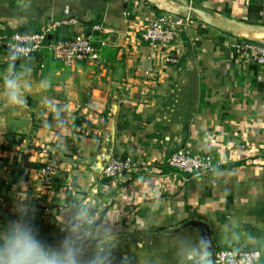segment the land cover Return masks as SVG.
Returning a JSON list of instances; mask_svg holds the SVG:
<instances>
[{"label":"crops","instance_id":"obj_1","mask_svg":"<svg viewBox=\"0 0 264 264\" xmlns=\"http://www.w3.org/2000/svg\"><path fill=\"white\" fill-rule=\"evenodd\" d=\"M66 8L78 23L52 38L99 23L103 62L66 66L48 52L19 62L18 75L32 85L23 108L7 106L0 88V226L17 218L16 196H27L42 239L58 241L69 206L85 204L132 264H179L182 241L205 235L182 227L191 220L206 224L217 248L237 232L242 249L264 248V67L232 46L236 38L264 44V0H0V44L63 18ZM159 12L188 22L173 47L177 64L141 36L143 18ZM223 23L254 26L252 36ZM6 64L0 46V70ZM47 103L65 109L64 125L52 126ZM184 146L227 163L181 173L167 158ZM113 156H131L137 168L103 178ZM45 163L56 166L48 180L39 171Z\"/></svg>","mask_w":264,"mask_h":264},{"label":"clouds","instance_id":"obj_2","mask_svg":"<svg viewBox=\"0 0 264 264\" xmlns=\"http://www.w3.org/2000/svg\"><path fill=\"white\" fill-rule=\"evenodd\" d=\"M22 20L27 22L26 17H21L19 23ZM25 44L26 41L13 38L7 46L8 62L0 70V88L9 107L23 108L27 104L26 93L32 87L18 75V72H25L17 64L23 62V54L18 49ZM40 83L42 91L51 88L50 83ZM46 106L53 115L52 126L64 125L65 109L58 103H47ZM36 211L27 196H16L14 212L17 218L0 226V264H132L130 256L121 252L119 238L112 228L107 223L98 222L96 212L87 205L69 206L66 221L60 227L62 237L56 242L41 238L34 223ZM244 238L258 241L246 230ZM220 239L225 240V248L222 259L218 260V243L197 230L194 242L182 241L178 248L179 264H261L264 259V248L252 246V250L245 251L239 246L238 232Z\"/></svg>","mask_w":264,"mask_h":264},{"label":"built area","instance_id":"obj_3","mask_svg":"<svg viewBox=\"0 0 264 264\" xmlns=\"http://www.w3.org/2000/svg\"><path fill=\"white\" fill-rule=\"evenodd\" d=\"M194 1L196 0H189L190 4ZM65 14L63 18L51 21L37 31L14 32L5 36L0 46L4 51L6 62H8L7 46L15 37L16 41H26L25 47L18 49V52L23 54V61H31L37 55L48 52L54 60L66 66H72L78 62L101 64L103 59L100 49L94 42V35L102 30L101 24H94L91 31L87 33H76L58 40L52 38V35L62 25L78 23L75 17L69 15L68 8L65 9ZM187 25V20L178 15L165 12L147 14L142 20L141 36L162 52L166 63H177L179 56L177 52L173 51V47ZM232 46L240 58L250 60L259 67H264L263 43L247 38H236ZM40 153L46 154L47 148H42ZM226 163L227 160L224 158L215 161L211 154L195 152L186 146L176 149L167 158V164L170 167L176 168L184 174L213 172ZM135 168H137V163L131 156H113L104 167L102 177L116 178L131 172ZM39 171L41 176L48 180L56 173V166L53 163H45ZM224 248L216 249L218 260L222 259Z\"/></svg>","mask_w":264,"mask_h":264},{"label":"bare ground","instance_id":"obj_4","mask_svg":"<svg viewBox=\"0 0 264 264\" xmlns=\"http://www.w3.org/2000/svg\"><path fill=\"white\" fill-rule=\"evenodd\" d=\"M223 26L234 30L235 32L242 34V35H251L252 36V31L249 28H254V26H248L246 24H228V23H223ZM256 37H257V32H256ZM260 35L258 34V38Z\"/></svg>","mask_w":264,"mask_h":264},{"label":"water","instance_id":"obj_5","mask_svg":"<svg viewBox=\"0 0 264 264\" xmlns=\"http://www.w3.org/2000/svg\"><path fill=\"white\" fill-rule=\"evenodd\" d=\"M190 225H195L198 226L200 228H202L204 230V233L206 236H209V231L208 228L206 226V224H204L203 222L200 221H196V220H191L186 222L182 227H186V226H190ZM178 229L172 230L173 232L177 231Z\"/></svg>","mask_w":264,"mask_h":264},{"label":"trees","instance_id":"obj_6","mask_svg":"<svg viewBox=\"0 0 264 264\" xmlns=\"http://www.w3.org/2000/svg\"><path fill=\"white\" fill-rule=\"evenodd\" d=\"M35 31H36V30H35ZM18 32H32V31H22V30H21V31H18Z\"/></svg>","mask_w":264,"mask_h":264},{"label":"rangeland","instance_id":"obj_7","mask_svg":"<svg viewBox=\"0 0 264 264\" xmlns=\"http://www.w3.org/2000/svg\"><path fill=\"white\" fill-rule=\"evenodd\" d=\"M168 63V62H167ZM177 63H179V60H178V62ZM177 63H171V64H177Z\"/></svg>","mask_w":264,"mask_h":264}]
</instances>
